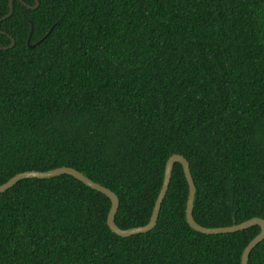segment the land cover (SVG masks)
I'll return each mask as SVG.
<instances>
[{
	"label": "trees",
	"instance_id": "trees-1",
	"mask_svg": "<svg viewBox=\"0 0 264 264\" xmlns=\"http://www.w3.org/2000/svg\"><path fill=\"white\" fill-rule=\"evenodd\" d=\"M37 1L0 22V47L15 39L0 50V185L72 168L117 196L130 229L178 154L197 224L264 219V0ZM187 195L174 164L155 227L121 238L109 199L73 177L19 181L0 194V264H240L260 228L195 232ZM247 264H264V240Z\"/></svg>",
	"mask_w": 264,
	"mask_h": 264
},
{
	"label": "water",
	"instance_id": "water-1",
	"mask_svg": "<svg viewBox=\"0 0 264 264\" xmlns=\"http://www.w3.org/2000/svg\"><path fill=\"white\" fill-rule=\"evenodd\" d=\"M14 1L20 2L24 7H26L29 10H35L38 6V1L34 0V5L30 6L27 5L26 3L22 2L21 0H10L9 2V13L2 17L0 19V22L6 21L11 16L13 15L14 12ZM0 34H5V32L0 30ZM31 34L29 35L30 38ZM11 39V44L6 47H0V50H9L14 48L15 46V39L12 36H9ZM38 43H35L33 45L29 44V39L27 41V45L29 48H34ZM174 164H180L183 170V174L186 180V183L188 185V195H187V200H186V207H185V220L188 226L195 232L204 234V235H217V234H226V233H234L238 231H242L248 228H251L253 226H258L260 228V232L246 245L244 248L241 259H240V264H247L249 255L251 251L261 242L264 240V219L253 217L251 219H248L242 223L239 224H232L231 226H226V227H216V228H206L203 227L199 224H197L192 216V211H193V203H194V197H195V185L193 182V179L191 177L190 169H189V164L187 160L178 154L171 155L164 167V173H163V179H162V184L161 188L158 192L157 198L154 202V206L151 212V216L149 219V222L140 227H135V228H130V229H120L117 227L115 224V215L117 213V209L119 206V200L117 196L108 188L103 187L102 185L95 183L85 177L83 174L80 172L69 168V167H59L53 170L49 171H44V172H39V171H26L22 173L16 174L14 177H12L8 182L4 183L3 185H0V194L7 192L9 189L13 188L15 184H17L19 181L25 180V179H49L53 177H57L60 175H68L76 179L77 181L81 182L85 186L89 187L92 190H95L104 196H106L109 201H110V208L107 214L106 218V224L110 231L114 233L115 235L121 237V238H126L132 235H137V234H143L151 231L156 223L157 219L159 216L161 204L165 198L166 192L169 187L170 183V178L173 170Z\"/></svg>",
	"mask_w": 264,
	"mask_h": 264
}]
</instances>
